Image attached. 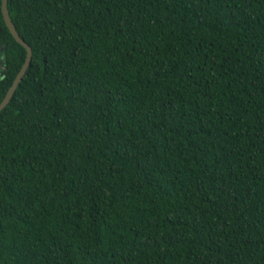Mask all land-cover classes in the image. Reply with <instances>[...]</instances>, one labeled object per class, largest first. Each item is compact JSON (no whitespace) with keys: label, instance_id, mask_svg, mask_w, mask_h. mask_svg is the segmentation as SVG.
I'll return each instance as SVG.
<instances>
[{"label":"trees","instance_id":"1","mask_svg":"<svg viewBox=\"0 0 264 264\" xmlns=\"http://www.w3.org/2000/svg\"><path fill=\"white\" fill-rule=\"evenodd\" d=\"M7 6L0 264H264V0Z\"/></svg>","mask_w":264,"mask_h":264},{"label":"water","instance_id":"2","mask_svg":"<svg viewBox=\"0 0 264 264\" xmlns=\"http://www.w3.org/2000/svg\"><path fill=\"white\" fill-rule=\"evenodd\" d=\"M1 12H2L4 22H5L6 26L8 27L10 33L14 37V39L26 49V56H25V60L22 64V66L19 69V71L17 72L12 84L10 85V87L8 88L4 98L0 102V111L10 101L15 89L17 88L18 84L20 83L23 75L25 74V72L27 70V68L30 64V61H31V57H32L31 46L19 35V33L17 32V30L15 28L14 23L12 22V19H11L10 14H9L8 6H7V0H1Z\"/></svg>","mask_w":264,"mask_h":264}]
</instances>
